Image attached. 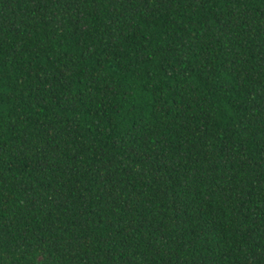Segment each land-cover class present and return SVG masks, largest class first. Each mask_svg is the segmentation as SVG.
<instances>
[{"label":"trees","instance_id":"1","mask_svg":"<svg viewBox=\"0 0 264 264\" xmlns=\"http://www.w3.org/2000/svg\"><path fill=\"white\" fill-rule=\"evenodd\" d=\"M0 264H264V0H0Z\"/></svg>","mask_w":264,"mask_h":264}]
</instances>
